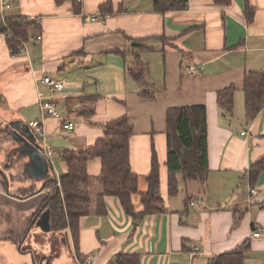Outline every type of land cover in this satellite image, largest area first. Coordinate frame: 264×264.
<instances>
[{
  "label": "crops",
  "instance_id": "0c3cea01",
  "mask_svg": "<svg viewBox=\"0 0 264 264\" xmlns=\"http://www.w3.org/2000/svg\"><path fill=\"white\" fill-rule=\"evenodd\" d=\"M107 1L110 10H101ZM154 1L77 0L79 13L72 10L71 1L57 5L55 0H9L0 4V18L41 21L29 29L25 53L12 54L0 33V142L5 139L4 130L10 135L15 128L33 132L29 123L40 120L44 136L33 134L52 150L47 158L42 148L48 162L44 165L30 162L22 153V142L12 136V145L7 142L0 147V170L6 168L3 148L9 145L30 177L27 183L34 181L37 187L24 197L16 190L23 183H4L0 177V264H5V253L10 254L13 245L19 248L32 227L40 229L34 222L46 211L40 207L49 189L44 188V178L54 174L59 181L66 173L64 152L93 145L103 136L102 125L125 113L134 131L129 141L131 167L144 180L154 144L162 209L136 220L123 211L116 197L106 196L105 216L91 213L80 221L76 250L81 257L71 238L67 245L59 233L68 250L73 249L76 263L92 256L91 264H117L116 255L125 253L137 254L138 264H207L212 256L234 251L246 242L251 251L246 263L264 264V170L254 187L247 174L249 165L264 156V107L247 122L241 89L244 72L264 69V0H248L254 9L250 15L244 10L245 0H231L227 5L183 0L185 8L164 12L154 10ZM94 13H103L105 19H83L84 14ZM38 33L40 40L35 39ZM134 53L145 67L138 81L126 71ZM187 66H199V71L189 74ZM45 76L63 81L64 88L53 91L42 81ZM230 83L237 86L232 116L216 103L218 88ZM156 90L190 100L174 105H205L208 173L205 183L193 192L183 184L187 180L179 179L178 193L167 194L165 122L158 126L154 122ZM43 104H50L56 114L41 109ZM168 106L161 107V113ZM67 122L73 123V129L63 128ZM87 171L98 176L100 158L90 159ZM13 173L4 170V174ZM93 184L96 192L99 186ZM181 189L184 199L176 202ZM240 208L246 211L234 228L235 209ZM134 209L140 211L142 205ZM253 231L259 235L253 236Z\"/></svg>",
  "mask_w": 264,
  "mask_h": 264
},
{
  "label": "trees",
  "instance_id": "16d2710c",
  "mask_svg": "<svg viewBox=\"0 0 264 264\" xmlns=\"http://www.w3.org/2000/svg\"><path fill=\"white\" fill-rule=\"evenodd\" d=\"M65 1L73 3V11L79 13L80 7L77 0H55L57 5ZM220 5H227L231 0H214ZM154 10L164 12L185 8L183 0H155ZM101 10H110L107 1L100 6ZM244 10L247 15L254 11L245 0ZM33 21L27 18L6 19V26L0 24V33L6 34V27L14 33L13 38L7 39L8 46L16 47L18 40L26 41ZM133 63L126 71L135 79L141 80L144 76V62L137 53L133 54ZM241 89L244 95V116L250 121L264 107V69L248 70L243 73ZM237 86L228 84L216 91V103L229 116L234 111V94ZM150 93V92H149ZM143 96L147 93L141 92ZM164 133L166 136V160L167 168V194L169 197L179 191V179L194 180L204 184L207 179V123L205 105L202 103L171 105L164 110ZM103 136L98 138L91 146L80 151H65L64 160L67 171L60 176V186H55L54 174H47L44 178V188H49L46 196L40 204L41 209L48 212L50 230L63 233L64 240L69 244L71 238L77 257L80 221L84 216L94 213L99 216L107 214L105 197H116L123 211L133 219H142L145 215L161 211L163 198L160 196L159 161L154 144L151 145L149 172L145 176L147 188L143 192L138 190L139 176L132 170L130 163L129 141L134 134L133 124L125 113L110 119L103 125ZM5 139L0 142L13 144L11 135L4 130ZM6 152L3 162L5 169L1 168L0 177L5 183L19 182L22 186L16 188L17 194L29 196L37 187L34 181L29 183L30 177L24 172L22 161L11 151L10 146L3 148ZM100 158L101 172L92 177L87 171V163L92 158ZM12 169L13 174H4V170ZM264 170V156L252 162L247 174L249 185H256L260 171ZM94 181L98 182V190L93 191ZM139 194L142 210L135 211L132 196ZM189 203V199L186 198ZM245 208L235 209V217L241 218ZM77 249V250H76ZM249 244L244 243L234 251L223 252L212 256L207 264H247L245 252ZM72 251V250H71ZM117 264H138L137 254H117Z\"/></svg>",
  "mask_w": 264,
  "mask_h": 264
},
{
  "label": "rangeland",
  "instance_id": "374dc122",
  "mask_svg": "<svg viewBox=\"0 0 264 264\" xmlns=\"http://www.w3.org/2000/svg\"><path fill=\"white\" fill-rule=\"evenodd\" d=\"M32 31L33 29L31 30V32ZM152 69L153 70L156 69V63L152 65ZM143 89H145V91L148 90V88H143ZM156 92H157L156 94L157 104L155 106V109H153V112H154V122L157 126L164 124V114L161 113L160 111L161 107L164 108L167 105L189 103L190 101L188 98H184L185 97L184 95L172 96V95H165L162 92H158L157 90ZM129 103L132 104V99L131 102ZM150 108H152L151 105ZM94 183L98 187V182L94 181ZM183 184H186L187 186L186 188L188 189L189 193L193 192V189L196 188L197 186H201L199 182L190 181V180L184 181ZM138 190L139 192H143L146 190V182L142 176L139 177ZM184 195H185V191L184 189H181L177 197H175L174 201L176 202L183 201ZM133 201H134L133 205H135L136 207L138 206L141 207L138 193L133 195ZM89 223L91 224L92 221H89ZM240 223L241 220L238 217H235L233 219L234 228L237 227ZM60 234L64 235L63 233ZM60 234L55 232L47 233L41 231L37 227H32L29 230V232H27L23 241L19 244V248H18V244L13 245L11 247V251H10L11 253L10 254H8V252L5 253V258H3L5 264H8V262L9 264H37L38 261L43 258H48V264H77L74 258L73 249L68 250L66 244H64L61 241L62 236H60ZM250 252H251L250 249L247 250L246 252L247 261L251 259L249 257L251 254Z\"/></svg>",
  "mask_w": 264,
  "mask_h": 264
},
{
  "label": "built area",
  "instance_id": "2783aa9c",
  "mask_svg": "<svg viewBox=\"0 0 264 264\" xmlns=\"http://www.w3.org/2000/svg\"><path fill=\"white\" fill-rule=\"evenodd\" d=\"M8 1L9 0H1L0 4L5 5ZM83 19L85 21H96V20L103 21L105 19V15L103 13L84 14ZM29 21H33V23H35V24L41 23L39 18H34V19L30 18ZM0 24L6 26V19L0 18ZM5 35H6L7 39H11V38L15 37L12 30L7 28V27H6V34ZM35 39L40 40L41 34L38 33L36 35ZM18 41H19L18 46H16V47L9 46V50L12 54H19V53H25L26 52V42L23 40H18ZM186 71L189 74H195L199 71V66H187ZM42 81H44L45 83L50 85L53 91H57V92L61 91L65 86L63 81L54 80V79L50 78L49 76H45L44 78H42ZM41 109H46L48 114H51V115L56 114V111L54 110V108L50 104H43L41 106ZM29 126H30V128H32V130L36 136L41 137V138L44 136L43 125H42V122L40 120L31 121V123H29ZM73 127H74V125L72 122H67V123L63 124V128L66 130H71V129H73ZM241 133L243 134L244 132H241ZM42 147L44 149V153H45L46 157L50 158V156L52 154L51 148L47 147V146L45 147V144H42ZM54 185L60 186L59 181L56 180ZM252 235L258 236L259 232L253 231ZM91 259H92V256H88L86 258V260L84 262H81L80 264H91Z\"/></svg>",
  "mask_w": 264,
  "mask_h": 264
},
{
  "label": "water",
  "instance_id": "95a60500",
  "mask_svg": "<svg viewBox=\"0 0 264 264\" xmlns=\"http://www.w3.org/2000/svg\"><path fill=\"white\" fill-rule=\"evenodd\" d=\"M11 136L14 141L22 142L21 150H23V154L29 156L30 162L33 160H37L40 164L47 165L48 162L44 157L42 152V145L37 141L36 136L29 128H24L23 130H19L15 128L11 131ZM47 167V166H46ZM7 182V180H6ZM36 225L44 231L50 229L49 221H48V212L44 211L40 214L39 218L37 219ZM29 229V228H28ZM43 259L38 261V264H42ZM44 264H48V258H45Z\"/></svg>",
  "mask_w": 264,
  "mask_h": 264
},
{
  "label": "flooded vegetation",
  "instance_id": "af4514ba",
  "mask_svg": "<svg viewBox=\"0 0 264 264\" xmlns=\"http://www.w3.org/2000/svg\"><path fill=\"white\" fill-rule=\"evenodd\" d=\"M63 239V238H62ZM45 258H43L42 264H44ZM38 264V263H37Z\"/></svg>",
  "mask_w": 264,
  "mask_h": 264
}]
</instances>
